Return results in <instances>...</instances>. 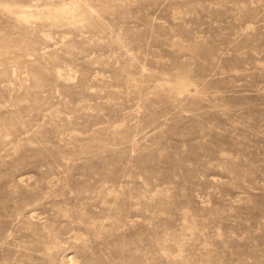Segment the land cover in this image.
I'll return each mask as SVG.
<instances>
[{
  "label": "rangeland",
  "instance_id": "1",
  "mask_svg": "<svg viewBox=\"0 0 264 264\" xmlns=\"http://www.w3.org/2000/svg\"><path fill=\"white\" fill-rule=\"evenodd\" d=\"M0 264H264V0H0Z\"/></svg>",
  "mask_w": 264,
  "mask_h": 264
}]
</instances>
